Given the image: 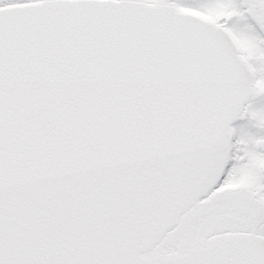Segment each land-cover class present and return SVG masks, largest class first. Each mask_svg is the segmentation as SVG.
<instances>
[{
    "label": "snow or ice",
    "instance_id": "6c2138e0",
    "mask_svg": "<svg viewBox=\"0 0 264 264\" xmlns=\"http://www.w3.org/2000/svg\"><path fill=\"white\" fill-rule=\"evenodd\" d=\"M0 264H264V0H0Z\"/></svg>",
    "mask_w": 264,
    "mask_h": 264
}]
</instances>
